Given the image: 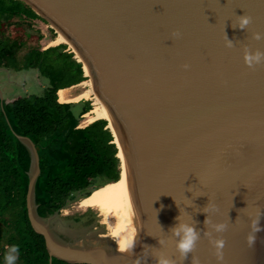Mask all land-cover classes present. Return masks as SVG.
Masks as SVG:
<instances>
[{
	"label": "water",
	"instance_id": "95a60500",
	"mask_svg": "<svg viewBox=\"0 0 264 264\" xmlns=\"http://www.w3.org/2000/svg\"><path fill=\"white\" fill-rule=\"evenodd\" d=\"M20 1L86 63L125 162L115 192L43 218L39 153L18 136L31 154L28 218L51 263L158 264L163 255L174 264H264V231L247 240L258 215L264 227V63L244 61L246 47L264 52V39H253L264 35V0ZM242 16L251 18L243 30ZM180 213L201 232L187 259L169 232ZM207 217L228 230L206 228ZM132 229L133 247L119 251ZM205 231L225 239L222 261Z\"/></svg>",
	"mask_w": 264,
	"mask_h": 264
},
{
	"label": "trees",
	"instance_id": "16d2710c",
	"mask_svg": "<svg viewBox=\"0 0 264 264\" xmlns=\"http://www.w3.org/2000/svg\"><path fill=\"white\" fill-rule=\"evenodd\" d=\"M36 21L48 24L26 3L0 0V69L34 70L48 81L41 95L10 102L0 97V264L11 245L19 246L16 264H69L55 258L51 263L45 238L28 218L31 154L18 136L30 138L39 153L36 202L43 218L60 213L78 193L89 197L94 189L121 180L122 163L109 122L80 127L91 104L83 103L76 114V104L59 100L60 90L87 80L83 64L74 52H65V44L43 49V35L35 38L32 32ZM51 33L56 36L53 29Z\"/></svg>",
	"mask_w": 264,
	"mask_h": 264
},
{
	"label": "clouds",
	"instance_id": "9594fccd",
	"mask_svg": "<svg viewBox=\"0 0 264 264\" xmlns=\"http://www.w3.org/2000/svg\"><path fill=\"white\" fill-rule=\"evenodd\" d=\"M251 23V18L247 16H242L239 21V28L246 29L247 26ZM253 39L256 41H260L264 39V35L260 33L253 34ZM227 46L229 48L233 47V41L228 40ZM244 61L249 68H254L257 65L264 63V52L256 50L254 53L250 48L244 49ZM188 66L185 65V68ZM175 201V200H174ZM163 207V206H162ZM209 210V205L205 207V212ZM177 223L175 226L169 229L172 237L175 238L177 251L180 253V256L183 259H187L189 253H193L196 249L197 242L201 238V232L197 230V227L193 223L184 222L181 219V213L176 217ZM131 223V221H129ZM205 227H211L214 229L216 233H225L228 230L227 223H217L212 224L210 218H206ZM252 234L247 237L248 243L251 245L255 242V233H259L264 231V227L260 226L259 215L257 219L252 220L251 223ZM204 235L209 238L210 243L213 245L215 249V256L218 261H222L224 258L223 249L225 248L226 241L223 238H214L211 232L205 231ZM135 237V229H132V233L128 236L127 239L122 241L119 245V251L127 252L129 249L133 247V241ZM162 243V242H160ZM19 257V246L11 245L9 246L6 254H5V264H16ZM136 264H139V260H137ZM158 264H174L172 260L161 255ZM192 264H199V260L197 257L192 258Z\"/></svg>",
	"mask_w": 264,
	"mask_h": 264
},
{
	"label": "rangeland",
	"instance_id": "374dc122",
	"mask_svg": "<svg viewBox=\"0 0 264 264\" xmlns=\"http://www.w3.org/2000/svg\"><path fill=\"white\" fill-rule=\"evenodd\" d=\"M51 25L45 24L41 21H36L34 23V27L32 32L36 35L34 36L37 38L39 35L38 33H41L43 35V38L40 42V45L43 49L49 48V43L52 42L54 39L58 38L59 36V31L57 30L56 36L54 37L53 34L51 33ZM35 41V40H34ZM32 43L35 44V42L32 41ZM62 45V44H61ZM67 45V48L65 50L66 53H75V59H78L83 63L84 70H85V63L82 61V57L79 55V53L74 49L73 46L69 44ZM88 79L86 81H89ZM48 81L41 77V75L34 70H31L29 72H13V71H8L4 69H0V90L3 93L4 99L8 102L18 98V97H23L26 95L30 94H36V95H41L43 94L45 88L47 87ZM86 88L84 86H80V84L75 85L73 87L68 88L67 94L71 96H77L81 94ZM89 102L92 106V109L95 107L94 105V98L91 97L90 100H82L80 103H73L76 104V114L79 113V108L83 103ZM89 119L84 116H82L81 122H80V127H86L89 124ZM111 130V129H110ZM112 131V130H111ZM113 133V131H112ZM122 178V177H121ZM100 186V185H99ZM100 188V187H99ZM98 189V188H97ZM96 189V190H97ZM94 189L93 193L96 191ZM92 193V194H93ZM86 192L85 193H78L76 194L75 198L72 201H69L67 206L60 212L57 213L54 217L50 218H55L58 216H61L70 206L87 199L86 198ZM91 195L88 197L90 198Z\"/></svg>",
	"mask_w": 264,
	"mask_h": 264
},
{
	"label": "bare ground",
	"instance_id": "6f19581e",
	"mask_svg": "<svg viewBox=\"0 0 264 264\" xmlns=\"http://www.w3.org/2000/svg\"><path fill=\"white\" fill-rule=\"evenodd\" d=\"M61 44H69L72 46V44L68 41V39H66V37L59 31V36L58 38H56L55 40H53L52 42L49 43V47H58L61 46ZM82 61L84 62V60L82 59ZM85 75L86 77H88V79L91 78V72L89 70V68L87 67L86 63H85ZM80 86H84L86 89L79 95L77 96H71L67 94V90L68 89H62L59 91V100L61 103L63 104H68V103H80L82 100H90L91 97L94 98V108L87 114H85V117L89 119V124H92L98 120H106L109 122V128L114 130V127L105 111L103 102L100 98V96L97 94V92L94 90L92 81H85L84 83L80 84ZM113 135L115 136V143L119 146V157L121 159V177H123V171H124V158H123V154H122V150H121V146L119 144L116 132H113ZM122 180V178H121ZM121 180L119 182H114V183H108L106 185L101 186L100 188H98L92 195L91 197H99V196H103V195H109L113 192H115L121 182ZM90 197V198H91Z\"/></svg>",
	"mask_w": 264,
	"mask_h": 264
},
{
	"label": "flooded vegetation",
	"instance_id": "af4514ba",
	"mask_svg": "<svg viewBox=\"0 0 264 264\" xmlns=\"http://www.w3.org/2000/svg\"><path fill=\"white\" fill-rule=\"evenodd\" d=\"M97 189V188H96ZM63 237V236H62ZM64 238V237H63Z\"/></svg>",
	"mask_w": 264,
	"mask_h": 264
}]
</instances>
